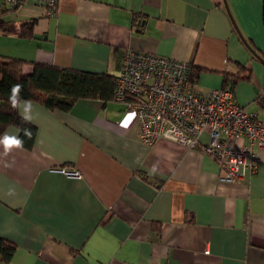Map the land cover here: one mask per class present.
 Instances as JSON below:
<instances>
[{"label":"crops","instance_id":"1","mask_svg":"<svg viewBox=\"0 0 264 264\" xmlns=\"http://www.w3.org/2000/svg\"><path fill=\"white\" fill-rule=\"evenodd\" d=\"M127 50L189 62L200 93L244 66L234 97L264 124L262 0H57L55 15L40 0L0 5V56L25 73L38 62L114 77ZM32 102L33 145L0 147V236L16 244L0 264H264V150L253 173L223 181L200 145L142 142L114 98Z\"/></svg>","mask_w":264,"mask_h":264},{"label":"built area","instance_id":"2","mask_svg":"<svg viewBox=\"0 0 264 264\" xmlns=\"http://www.w3.org/2000/svg\"><path fill=\"white\" fill-rule=\"evenodd\" d=\"M12 7L21 0H6ZM46 14L55 15L57 0H40ZM192 65L149 52L127 50L113 77L114 100L136 115L140 140L163 138L203 152L223 168L220 180L237 182L253 173L264 150V124L239 104L233 90L195 89ZM260 99L264 103V93ZM207 135L202 143L201 136ZM78 175L76 170L65 171Z\"/></svg>","mask_w":264,"mask_h":264},{"label":"trees","instance_id":"3","mask_svg":"<svg viewBox=\"0 0 264 264\" xmlns=\"http://www.w3.org/2000/svg\"><path fill=\"white\" fill-rule=\"evenodd\" d=\"M262 21L264 25V0H262ZM32 23H24L19 33L25 35L32 31ZM23 60L0 56V133L9 124L32 131V139H24V147H31L36 128L31 123H24L17 111L10 108L8 96L14 83H21L23 99L38 101L50 109L68 110L79 99L100 98L110 100L114 96L115 84L113 77L105 73L90 72L74 68L59 67L52 64L33 63L28 73L22 71ZM241 66V69H244ZM239 70L235 73L223 74V88L234 89L240 79ZM192 79L196 78V68L191 70ZM16 244L0 236V260L10 263Z\"/></svg>","mask_w":264,"mask_h":264},{"label":"clouds","instance_id":"4","mask_svg":"<svg viewBox=\"0 0 264 264\" xmlns=\"http://www.w3.org/2000/svg\"><path fill=\"white\" fill-rule=\"evenodd\" d=\"M23 85L21 83H14L10 87V94L8 96V104L10 108L17 111V114L22 122L32 123L34 106L31 100L23 99L21 92ZM23 131V136L27 139H32V131L28 128H17V132ZM24 139L18 134H10L5 132L0 135V147L3 149L5 156L12 153L14 150H22L24 148Z\"/></svg>","mask_w":264,"mask_h":264},{"label":"rangeland","instance_id":"5","mask_svg":"<svg viewBox=\"0 0 264 264\" xmlns=\"http://www.w3.org/2000/svg\"><path fill=\"white\" fill-rule=\"evenodd\" d=\"M4 5V6H6V7H8L9 8V3L7 2V1H5V0H0V5ZM12 12V11H11ZM10 13V12H9Z\"/></svg>","mask_w":264,"mask_h":264},{"label":"water","instance_id":"6","mask_svg":"<svg viewBox=\"0 0 264 264\" xmlns=\"http://www.w3.org/2000/svg\"><path fill=\"white\" fill-rule=\"evenodd\" d=\"M224 4H225L226 11L228 12L229 16L231 17L230 12H229V10H228V6H227V4H226L225 1H224Z\"/></svg>","mask_w":264,"mask_h":264}]
</instances>
